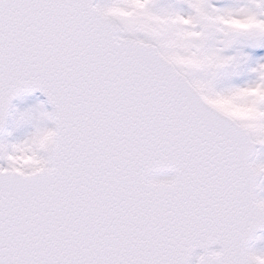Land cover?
Returning <instances> with one entry per match:
<instances>
[{"label":"snow or ice","instance_id":"obj_1","mask_svg":"<svg viewBox=\"0 0 264 264\" xmlns=\"http://www.w3.org/2000/svg\"><path fill=\"white\" fill-rule=\"evenodd\" d=\"M258 50L264 0H0V264L264 257Z\"/></svg>","mask_w":264,"mask_h":264},{"label":"rangeland","instance_id":"obj_2","mask_svg":"<svg viewBox=\"0 0 264 264\" xmlns=\"http://www.w3.org/2000/svg\"><path fill=\"white\" fill-rule=\"evenodd\" d=\"M258 51H264V50H258ZM41 102H43L44 107L47 110H51V107L47 104V101L45 99H43V97L38 95V94H27V95L23 96L22 98H20L17 101L15 107H17L21 111H23L27 108L35 107L36 105H39ZM261 235H264V233ZM260 246H264V245H260Z\"/></svg>","mask_w":264,"mask_h":264},{"label":"clouds","instance_id":"obj_3","mask_svg":"<svg viewBox=\"0 0 264 264\" xmlns=\"http://www.w3.org/2000/svg\"><path fill=\"white\" fill-rule=\"evenodd\" d=\"M235 111L240 115L242 118L245 119H258V114L252 108H239L235 109ZM254 264H264V257L256 256L253 258Z\"/></svg>","mask_w":264,"mask_h":264},{"label":"water","instance_id":"obj_4","mask_svg":"<svg viewBox=\"0 0 264 264\" xmlns=\"http://www.w3.org/2000/svg\"><path fill=\"white\" fill-rule=\"evenodd\" d=\"M31 94H41L44 98H46L42 93H40L39 91H36V92H33V93H31ZM21 96H23V95H21ZM21 96H19V97H17V98H15L14 100H13V105H14V103L21 97Z\"/></svg>","mask_w":264,"mask_h":264},{"label":"bare ground","instance_id":"obj_5","mask_svg":"<svg viewBox=\"0 0 264 264\" xmlns=\"http://www.w3.org/2000/svg\"><path fill=\"white\" fill-rule=\"evenodd\" d=\"M20 98H22V97H20ZM20 98H19V99H20Z\"/></svg>","mask_w":264,"mask_h":264}]
</instances>
